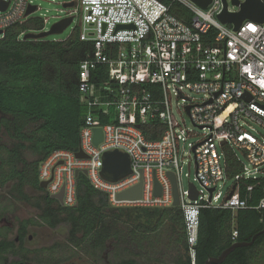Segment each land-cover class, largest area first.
Returning a JSON list of instances; mask_svg holds the SVG:
<instances>
[{
	"label": "built area",
	"instance_id": "2783aa9c",
	"mask_svg": "<svg viewBox=\"0 0 264 264\" xmlns=\"http://www.w3.org/2000/svg\"><path fill=\"white\" fill-rule=\"evenodd\" d=\"M69 1L78 9L67 8L65 17L74 19L73 14L81 13L80 40L90 42L93 48L92 54L80 62L78 72L79 101L88 112L79 130L78 149L54 151L40 162L38 179L47 183L46 193L51 197L62 190V206H75L76 178L86 171L84 176L92 187L107 195L112 208H173L168 176L172 173L179 198L175 208L182 213L191 264H195L203 209H253L259 213L264 230V178L254 176H264V137L259 133L264 131V23L245 20L237 30L222 24L216 18L223 10L222 0H210L205 9L189 0H172L189 10V24L171 15L169 7L159 0ZM225 1L229 13L240 10L232 0ZM1 3L7 6L0 10V39L5 29L22 24L32 15L25 17L29 6H36L33 0H0ZM99 67L106 68L108 80L97 85L92 75ZM171 93L182 102L181 109L192 128L204 133L191 145L189 163V173L194 167L193 180L205 191L204 195L190 182L187 190L181 187L180 164L185 158L181 144L199 135L183 128V121L173 119ZM188 93L203 97L193 101ZM230 106L231 112L218 122L217 118ZM98 116L108 117L112 123L100 124ZM157 120L164 127L162 135L157 140H146L140 126ZM95 128L103 132L97 147L92 144ZM78 150L85 158L75 157ZM115 150L128 155L131 171L123 178L108 181L100 174L101 158L103 153ZM235 150L246 158L252 170L238 159ZM225 151L233 154L242 171L219 200V188L228 179ZM246 181L262 183V197L256 206H249L240 196L241 184ZM139 183V198H117ZM156 183L158 195L154 194ZM189 185L195 187L196 200L189 198ZM245 188L249 193L253 185ZM237 236L233 230L231 240L234 242Z\"/></svg>",
	"mask_w": 264,
	"mask_h": 264
},
{
	"label": "trees",
	"instance_id": "16d2710c",
	"mask_svg": "<svg viewBox=\"0 0 264 264\" xmlns=\"http://www.w3.org/2000/svg\"><path fill=\"white\" fill-rule=\"evenodd\" d=\"M159 1L178 20L190 23L191 13L184 6L172 0ZM43 25L38 18H28L5 29L0 39V135L6 138L5 141L0 138V181L11 182L10 192L38 210L45 226L51 229L64 226L69 245L90 246L91 253H98L112 238L123 241L129 238L131 244L141 245L149 240V235H160V231L167 229L169 240L180 239L184 264H191L179 208H112L107 195L92 187L82 174L76 178L73 207L60 206L39 188L40 162L54 151L78 149L79 130L88 112L79 101V64L93 51L90 42L80 40L77 28L64 41H29L21 37L29 30L41 31ZM92 80L97 85L107 81L106 68H97ZM98 118L100 124L112 123L108 117ZM163 129L158 120L140 126L146 140L159 139ZM225 152L226 177L233 179L242 167L232 153ZM246 185H253L251 192L246 193ZM261 186L259 181L244 182L240 187L241 198L249 206H256L262 197ZM259 217L253 209L201 210L195 264L219 256L235 242H250L254 236L252 245L236 248L223 264H250L256 260L258 251H262L260 258L264 264V230ZM233 230L238 232L234 242Z\"/></svg>",
	"mask_w": 264,
	"mask_h": 264
},
{
	"label": "flooded vegetation",
	"instance_id": "af4514ba",
	"mask_svg": "<svg viewBox=\"0 0 264 264\" xmlns=\"http://www.w3.org/2000/svg\"><path fill=\"white\" fill-rule=\"evenodd\" d=\"M0 138H3V136L0 135ZM3 141H5L4 138ZM11 185V182L3 184L0 181L1 190L8 188L5 191L7 195L0 194V264H184V258L180 254L170 258L160 256L159 254L154 255L149 249L146 252L145 250L142 252L134 251L137 245L131 244L129 238L127 240H129L131 248L128 249L129 246L125 245V247L120 249V254L117 253V247H113L107 241L101 253L61 256L57 252L61 248L60 245L53 242L42 244L40 236L42 232L44 233V231L48 230L55 231L60 226L51 229L41 222L38 210L29 205V209L27 210L16 205V201H22L18 200L10 192ZM45 189L43 191L46 193ZM8 197L13 199V202H10ZM110 254L114 258L109 257L108 255ZM210 257L215 258L218 256Z\"/></svg>",
	"mask_w": 264,
	"mask_h": 264
},
{
	"label": "rangeland",
	"instance_id": "374dc122",
	"mask_svg": "<svg viewBox=\"0 0 264 264\" xmlns=\"http://www.w3.org/2000/svg\"><path fill=\"white\" fill-rule=\"evenodd\" d=\"M75 1V0H73ZM65 1L64 0H33V4L39 7V10H37L36 12H34L30 17H28L29 19H35L38 18L39 20L43 21L44 19H47V21L45 22V24L43 25V29L41 31H34V30H29L30 32H34V33H39L42 31H48L50 29V27L55 24L56 22H58L60 19L64 18L67 10L66 8H64L62 5ZM74 9H78V6H74L71 8V10ZM74 15V19L71 23V25L62 33V34H58V35H51L46 37L44 40L47 41H64L65 39H67L71 33L73 32V30L75 28L80 29V16L81 13L78 12ZM28 20V19H27ZM189 96L193 99V101H199L202 99L203 96L200 95H196L194 93H188ZM171 108H172V117L175 121L181 123V121L184 122V126L182 125L183 128H186L188 131H193L196 134H198L199 136H191L189 138H187L186 142L181 144V152H184V157L181 159V187L182 189L185 191L188 189V182L192 183L196 189L202 193L203 195L205 194V191L200 187V185L193 180L194 176H195V170L194 167H191L190 169V173H189V163L191 162V157H190V147L191 145L195 144L196 142H198L201 138L200 135L204 134L203 132L193 129L191 126V123L189 121V119L186 117V115L183 113L181 106L183 105L182 102L180 101H176L175 97L173 96V94L171 93ZM232 106H230L225 112H223V114L217 118V121H221L229 112H231L232 110ZM263 137H264V131H260L259 132ZM3 139V138H2ZM6 140V138H4ZM218 152L220 153V150L218 149ZM235 153L238 157V159L247 167L248 170H252L248 164V161L246 160V158L237 150H235ZM189 174V177H188ZM2 175L1 169H0V177ZM255 177L258 178H264L263 175H261L260 173H255L254 175ZM234 184V180L233 179H227L225 180L224 184L221 185L220 189V196H219V200H222L223 197L227 194V192L229 191V189L231 188V186ZM8 189V188H6ZM5 188L4 189H0V194L1 195H7V193L5 194V191H7ZM29 195H34L32 191L27 190ZM8 199L10 200V202H13L11 198L8 197ZM16 205L21 206L23 209H29L28 205L29 204H25L19 201L15 202ZM30 206V205H29ZM32 207V206H31ZM35 210V209H34ZM33 210V211H34ZM122 226V225H119ZM165 231H160V235H149L147 238H149V240H146L145 242H142L141 245H137L136 249L134 251H138V252H142L143 250H145V252L149 249L150 252H153L154 255L159 254L160 256H164V257H174L177 255H181V245H180V240L178 237H175L172 240H169L167 238L168 232L167 229H164ZM159 234V233H158ZM66 228L63 226H60V228L58 230L52 231V230H48V231H44V233L42 232L41 236V243L44 244L45 242L49 243H54L57 245H60V249L57 250L58 254H61V256H67L68 254H72L75 256H78L80 254H85V253H91L90 252V246H85V247H74L69 245L66 242ZM156 237V238H155ZM126 241V242H125ZM122 241L120 239L116 240L114 238H112L111 240H109L110 244L114 247H117V253L120 254V249H122L123 247L129 246V248H131L130 244H129V240H125ZM104 249V248H103ZM103 250L100 251V253ZM97 253V252H96ZM109 257H113L111 254L108 255ZM262 251H258L257 252V258L254 262L250 263V264H263V261H261L262 259L260 257H262ZM114 258V257H113Z\"/></svg>",
	"mask_w": 264,
	"mask_h": 264
},
{
	"label": "water",
	"instance_id": "95a60500",
	"mask_svg": "<svg viewBox=\"0 0 264 264\" xmlns=\"http://www.w3.org/2000/svg\"><path fill=\"white\" fill-rule=\"evenodd\" d=\"M63 3L64 8H71L73 7L74 3L70 2L69 0H64ZM199 6L202 9H205L209 3L210 0H189ZM223 1V10L222 12L217 15V19L222 24H229L233 27L234 30H237L243 21L249 20L257 23H264V3H261L259 0H245L243 3H239L238 0H232L233 5L239 6L240 10L236 13H229L227 11V3L225 0ZM7 4H0V10H4L6 8ZM36 11V6H29L25 17L30 16ZM73 18L72 17H65L60 19L58 22L53 24L48 31H42L39 33L34 32H26L23 35V40H29V41H40L44 40L46 37L51 35H58L62 34L72 23ZM129 26H118V28H128ZM0 34L2 32L0 31ZM103 139V132L101 128H95L93 129V136H92V144L97 147ZM224 145V143H222ZM76 158H85V156L82 154L80 150H78L75 153ZM102 169H101V176L105 178L108 181H116L120 178H123L127 176L130 173V159L127 154L119 152V151H108L103 153L102 155ZM77 172L75 175L77 176ZM82 174L86 176V171H82ZM168 176L171 180L172 184V196H173V206L177 207L179 205V198H178V191H177V185L175 181V177L172 173H168ZM46 182H39V188L45 189ZM155 191L154 194L158 195L160 193L159 186L156 183L155 184ZM190 191H189V198L191 200L197 199V192L195 190V187L193 185H189ZM142 191V184L139 183L135 187L120 193L117 198L118 199H136L141 196ZM212 190H210L211 192ZM232 194V192H231ZM230 194V195H231ZM63 192L60 191L59 194L51 196V199L56 200L59 205L62 206ZM256 236H254L250 242H242V243H234L225 250L221 252V254L218 257H210L208 258L203 264H221L226 259V257L234 251L236 248L240 247H248L253 244L255 241Z\"/></svg>",
	"mask_w": 264,
	"mask_h": 264
}]
</instances>
